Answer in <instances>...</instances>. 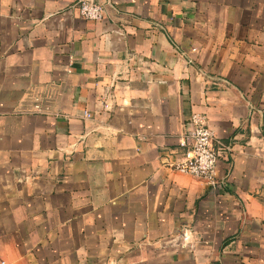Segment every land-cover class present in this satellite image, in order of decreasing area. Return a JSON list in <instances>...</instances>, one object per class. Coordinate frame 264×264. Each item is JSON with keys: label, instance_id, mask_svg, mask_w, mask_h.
<instances>
[{"label": "crops", "instance_id": "crops-1", "mask_svg": "<svg viewBox=\"0 0 264 264\" xmlns=\"http://www.w3.org/2000/svg\"><path fill=\"white\" fill-rule=\"evenodd\" d=\"M76 1L0 0V264H264V0Z\"/></svg>", "mask_w": 264, "mask_h": 264}, {"label": "built area", "instance_id": "built-area-1", "mask_svg": "<svg viewBox=\"0 0 264 264\" xmlns=\"http://www.w3.org/2000/svg\"><path fill=\"white\" fill-rule=\"evenodd\" d=\"M78 16L86 21H101L104 7L90 0H77L73 5ZM34 112L43 113L38 106ZM88 118L89 114H85ZM177 147L183 151L182 160L174 164L165 163L167 168L182 175L197 178L211 187L216 186L218 161L233 154V144L224 142L206 125L203 116H190L184 132L178 137Z\"/></svg>", "mask_w": 264, "mask_h": 264}]
</instances>
